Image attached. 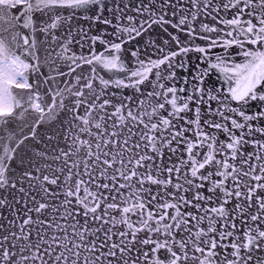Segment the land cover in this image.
Listing matches in <instances>:
<instances>
[{
  "label": "snow or ice",
  "instance_id": "1",
  "mask_svg": "<svg viewBox=\"0 0 264 264\" xmlns=\"http://www.w3.org/2000/svg\"><path fill=\"white\" fill-rule=\"evenodd\" d=\"M0 264H264V0H0Z\"/></svg>",
  "mask_w": 264,
  "mask_h": 264
},
{
  "label": "water",
  "instance_id": "2",
  "mask_svg": "<svg viewBox=\"0 0 264 264\" xmlns=\"http://www.w3.org/2000/svg\"><path fill=\"white\" fill-rule=\"evenodd\" d=\"M156 31H157V33L160 34L161 38H166L163 35V33H162L161 30L157 29ZM170 31H171V29H170ZM190 63H195V57L194 56H192ZM49 131H54V129H39L38 130V137H43L46 134V132H49ZM38 147H41L42 148L43 147V144H39ZM31 148H32V146L29 145V149H31Z\"/></svg>",
  "mask_w": 264,
  "mask_h": 264
}]
</instances>
